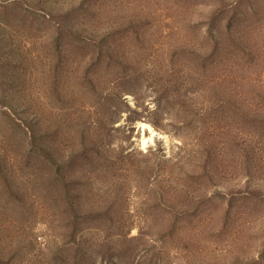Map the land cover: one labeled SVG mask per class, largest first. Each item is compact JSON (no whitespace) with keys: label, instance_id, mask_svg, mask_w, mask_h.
<instances>
[{"label":"rangeland","instance_id":"1","mask_svg":"<svg viewBox=\"0 0 264 264\" xmlns=\"http://www.w3.org/2000/svg\"><path fill=\"white\" fill-rule=\"evenodd\" d=\"M0 64V264H264V0H0Z\"/></svg>","mask_w":264,"mask_h":264},{"label":"trees","instance_id":"2","mask_svg":"<svg viewBox=\"0 0 264 264\" xmlns=\"http://www.w3.org/2000/svg\"><path fill=\"white\" fill-rule=\"evenodd\" d=\"M36 21V19L35 18H32V20H31V22H30V25H29V28H28V30H29V33L33 36H36V34H38L39 32L38 31H40L41 29H40V27H41V25H39L37 22H35ZM37 23V24H36ZM49 37H50V39H51V41H50V44H52V49H50V58L51 59H53L55 56H57L58 55V44H59V39H58V33H57V31H56V29L55 28H53V30H50L49 31ZM19 63H21V62H19ZM1 65V64H0ZM10 65H11V63L8 61V60H6V62H3V64H2V68L5 70V71H8L9 69H10ZM1 67V66H0ZM50 69H53V67H51ZM5 76H4V74H1L0 75V79L1 78H4ZM22 148H23V146H21ZM51 159H53L52 157H50Z\"/></svg>","mask_w":264,"mask_h":264}]
</instances>
